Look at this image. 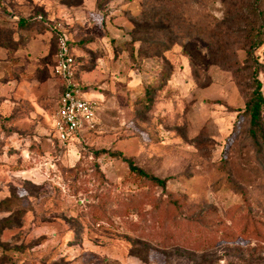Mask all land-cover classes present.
Here are the masks:
<instances>
[{
	"label": "rangeland",
	"instance_id": "obj_1",
	"mask_svg": "<svg viewBox=\"0 0 264 264\" xmlns=\"http://www.w3.org/2000/svg\"><path fill=\"white\" fill-rule=\"evenodd\" d=\"M147 3L0 0V202L13 203L0 206V264H264V114L252 130L242 27L210 0L183 9L217 16L215 47L185 23L148 33ZM54 23L97 103L93 129L63 144ZM256 56L264 96V44Z\"/></svg>",
	"mask_w": 264,
	"mask_h": 264
},
{
	"label": "trees",
	"instance_id": "obj_2",
	"mask_svg": "<svg viewBox=\"0 0 264 264\" xmlns=\"http://www.w3.org/2000/svg\"><path fill=\"white\" fill-rule=\"evenodd\" d=\"M191 1V2H190ZM148 0L145 8L142 12L140 23L146 32H153L156 29L155 20L162 22V28L169 29L172 25V21H175L176 25L180 26L182 23L186 24L185 33L189 36L200 35L208 39V45L215 47V40H210L209 35L214 34L210 31L213 21H218L217 16H213L210 12L200 17V20H194L187 17L184 6L189 5L194 7L195 5L197 14L200 15L205 11H202V7L210 0ZM99 2V0H98ZM212 2H218L222 8L224 16L219 19L220 23H225V18L228 16L236 17V20L240 23L242 30L240 32L242 39V46L239 49H243L245 54V62H254L251 68V92L248 100L245 103V111L249 113V121L251 129L254 130L262 120L264 114V96L262 93V83L258 77V73L262 68V63L258 61L256 51L264 44V0H212ZM197 5V6H196ZM160 7V10H159ZM183 9V10H182ZM163 14V16H160ZM171 14L174 19H171ZM204 18V21H201ZM38 20L43 26L48 27V24L38 16L33 20ZM165 20L168 25L163 24ZM174 25V24H173ZM50 28V27H48ZM50 32L55 40V32L51 28ZM212 37V36H211ZM56 44V42H55ZM56 52V50H55ZM55 58V53L53 55ZM77 65V63H76ZM54 66V63L52 67ZM53 73V68H52ZM97 152L95 155H98ZM129 172L133 175L134 180H138L144 183H149L161 188H165L167 178H160L147 173L145 170L137 167L130 159H125ZM13 203L11 200H4L0 202V206L5 208Z\"/></svg>",
	"mask_w": 264,
	"mask_h": 264
},
{
	"label": "built area",
	"instance_id": "obj_3",
	"mask_svg": "<svg viewBox=\"0 0 264 264\" xmlns=\"http://www.w3.org/2000/svg\"><path fill=\"white\" fill-rule=\"evenodd\" d=\"M55 32L56 52L53 75L61 82V94L57 103L53 130L62 144L71 136L93 129L97 103L82 97L75 83L76 61L72 47L60 24H52Z\"/></svg>",
	"mask_w": 264,
	"mask_h": 264
},
{
	"label": "crops",
	"instance_id": "obj_4",
	"mask_svg": "<svg viewBox=\"0 0 264 264\" xmlns=\"http://www.w3.org/2000/svg\"><path fill=\"white\" fill-rule=\"evenodd\" d=\"M82 95V97H83V94H81ZM60 97V96H59ZM84 98V97H83ZM86 99V98H85ZM87 100H92V99H87ZM58 101H59V98H58ZM92 101H94V100H92Z\"/></svg>",
	"mask_w": 264,
	"mask_h": 264
}]
</instances>
